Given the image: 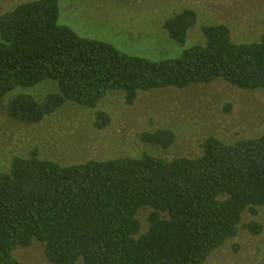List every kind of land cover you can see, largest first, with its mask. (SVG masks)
<instances>
[{"label": "trees", "instance_id": "trees-1", "mask_svg": "<svg viewBox=\"0 0 264 264\" xmlns=\"http://www.w3.org/2000/svg\"><path fill=\"white\" fill-rule=\"evenodd\" d=\"M58 20V0L0 15V100L44 81L58 85L42 103L17 94L7 106L13 121L37 125L70 103L95 109L111 92L124 93L127 106L140 93L218 80L264 92V34L236 43L226 26L210 25L202 28L203 44L188 46L197 15L183 10L163 25L182 54L153 62L81 38ZM109 123L107 113H97L96 129ZM139 140L166 150L175 134L160 128ZM260 207L264 133L232 143L210 136L199 156L169 161L142 154L61 165L34 151L0 171V264H22L14 253L34 242L50 264H205L237 236L243 213ZM143 208L150 209L144 232L137 218ZM244 227L252 236L262 231L254 221Z\"/></svg>", "mask_w": 264, "mask_h": 264}, {"label": "rangeland", "instance_id": "rangeland-1", "mask_svg": "<svg viewBox=\"0 0 264 264\" xmlns=\"http://www.w3.org/2000/svg\"><path fill=\"white\" fill-rule=\"evenodd\" d=\"M30 1L34 0H0V15ZM58 1L59 25L81 38L104 42L121 53L153 62L182 54L184 48L170 41L163 25L183 10L197 15V23L187 35L188 46L203 44L202 28L210 25L226 26L236 43L256 42L264 34V0ZM57 92V82L44 81L31 89H16L0 100V171L8 169L13 157H27L34 151L61 165L142 154L169 161L199 156L202 142L210 136L232 143L264 133V92L239 90L221 80L183 90L140 93L131 106L125 104L124 93L111 92L95 109L70 103L32 126L13 121L7 114L9 102L19 93L42 103ZM98 112L110 116L109 125L102 130L94 127ZM160 128L175 134L170 148L140 142L141 133ZM149 211L143 208L137 214L142 232L147 229ZM252 221L262 227L257 236L244 227ZM14 256L22 264H50L38 242L18 249ZM205 264H264V207L255 209V214L245 211L237 236L215 250Z\"/></svg>", "mask_w": 264, "mask_h": 264}]
</instances>
